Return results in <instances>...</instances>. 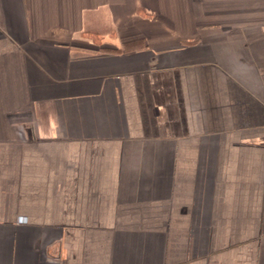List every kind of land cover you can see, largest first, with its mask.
I'll use <instances>...</instances> for the list:
<instances>
[{
    "label": "crops",
    "instance_id": "0c3cea01",
    "mask_svg": "<svg viewBox=\"0 0 264 264\" xmlns=\"http://www.w3.org/2000/svg\"><path fill=\"white\" fill-rule=\"evenodd\" d=\"M0 264H264V0H0Z\"/></svg>",
    "mask_w": 264,
    "mask_h": 264
},
{
    "label": "rangeland",
    "instance_id": "374dc122",
    "mask_svg": "<svg viewBox=\"0 0 264 264\" xmlns=\"http://www.w3.org/2000/svg\"><path fill=\"white\" fill-rule=\"evenodd\" d=\"M253 1V0H252Z\"/></svg>",
    "mask_w": 264,
    "mask_h": 264
}]
</instances>
